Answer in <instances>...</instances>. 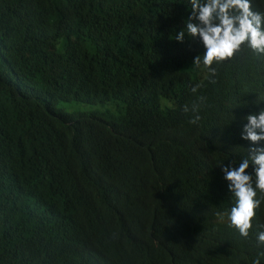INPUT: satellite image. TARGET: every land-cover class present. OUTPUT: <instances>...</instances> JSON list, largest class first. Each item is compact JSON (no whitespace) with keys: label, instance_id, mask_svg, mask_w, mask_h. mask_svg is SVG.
I'll list each match as a JSON object with an SVG mask.
<instances>
[{"label":"clouds","instance_id":"clouds-1","mask_svg":"<svg viewBox=\"0 0 264 264\" xmlns=\"http://www.w3.org/2000/svg\"><path fill=\"white\" fill-rule=\"evenodd\" d=\"M127 1L100 7L98 20L119 22ZM145 1L139 30L151 38L153 50L147 54L131 45L106 49L108 28L93 35L99 46L82 25L70 33L58 24L45 28L47 40L52 29L59 39L49 63L73 59L84 43L94 57L105 50L108 65L101 79L72 85L79 89L77 100L56 102L58 96L45 105L64 131L77 121L75 113L98 118L106 144L85 153L76 169L51 163L49 189L57 197L75 196L87 187L106 190L114 208L68 250L38 241L53 216L46 208L34 210L38 230L32 264L63 259L120 264L119 240L129 241L128 264H264V0ZM106 88L125 99L103 101ZM133 93L139 97L128 102ZM60 102L113 107L106 113L66 111L57 106ZM5 103L0 101V110ZM133 103L155 112L153 167L162 174L108 185L100 170L114 157V140L142 136L139 126L121 120ZM53 109L61 111L50 113ZM8 132L0 112V140H19ZM64 174L69 183L56 185Z\"/></svg>","mask_w":264,"mask_h":264},{"label":"trees","instance_id":"trees-1","mask_svg":"<svg viewBox=\"0 0 264 264\" xmlns=\"http://www.w3.org/2000/svg\"><path fill=\"white\" fill-rule=\"evenodd\" d=\"M120 3L121 0H0V101L6 102L0 112L9 127L8 137L19 139L0 140V264L33 263V238L38 230L32 216L34 210L46 208L53 216V221L41 230L38 241L50 249L68 250L83 240L93 222L107 217L114 208L106 190L87 187L75 196L57 197L49 189L51 163L76 169L85 153L94 154L106 148V144L100 139L98 118L75 113L77 121L64 127V131L48 117L45 105L58 96L56 102L77 100L79 89L72 85L80 80L87 83L101 79L108 65L105 50L102 56L103 50L99 49L97 58L84 43L73 59L49 63L59 42L58 33L52 29L51 40L44 34L52 24H58L65 33L75 32L82 25L88 38L99 46L93 35L108 28L106 49L118 44L131 45L139 53H150L151 38L139 30L145 0H128L117 23L98 20L100 7H119ZM138 97L133 93L127 101ZM101 99L123 100L125 96L114 88H106ZM60 111L53 109L50 113ZM154 113L133 103L123 116L122 122L139 126L142 136L114 140V157L106 169L100 170L104 183L111 185L130 176L162 174L153 167ZM54 183L67 185L69 176L64 174ZM26 190L28 206H23ZM104 235L118 239L109 231H104ZM129 247V241H118L120 264L129 263ZM61 264L73 263L63 259Z\"/></svg>","mask_w":264,"mask_h":264},{"label":"rangeland","instance_id":"rangeland-1","mask_svg":"<svg viewBox=\"0 0 264 264\" xmlns=\"http://www.w3.org/2000/svg\"><path fill=\"white\" fill-rule=\"evenodd\" d=\"M60 108H64L66 111H96L99 113H106L108 108L113 107L111 103L105 104H84V103H77V102H60L58 105Z\"/></svg>","mask_w":264,"mask_h":264},{"label":"bare ground","instance_id":"bare-ground-1","mask_svg":"<svg viewBox=\"0 0 264 264\" xmlns=\"http://www.w3.org/2000/svg\"><path fill=\"white\" fill-rule=\"evenodd\" d=\"M8 69V68H7ZM12 71H9V74L11 73ZM18 81V80H17Z\"/></svg>","mask_w":264,"mask_h":264}]
</instances>
